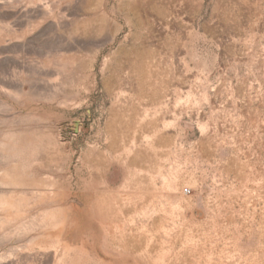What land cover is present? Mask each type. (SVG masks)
Listing matches in <instances>:
<instances>
[{"label":"rangeland","instance_id":"obj_1","mask_svg":"<svg viewBox=\"0 0 264 264\" xmlns=\"http://www.w3.org/2000/svg\"><path fill=\"white\" fill-rule=\"evenodd\" d=\"M133 1L0 0V264H264V0Z\"/></svg>","mask_w":264,"mask_h":264},{"label":"bare ground","instance_id":"obj_2","mask_svg":"<svg viewBox=\"0 0 264 264\" xmlns=\"http://www.w3.org/2000/svg\"><path fill=\"white\" fill-rule=\"evenodd\" d=\"M125 1V0H124ZM127 1V0H126ZM133 1V0H132ZM133 2H135V0L133 1ZM53 145V144H52Z\"/></svg>","mask_w":264,"mask_h":264},{"label":"built area","instance_id":"obj_3","mask_svg":"<svg viewBox=\"0 0 264 264\" xmlns=\"http://www.w3.org/2000/svg\"><path fill=\"white\" fill-rule=\"evenodd\" d=\"M186 191H188V188L187 189H185Z\"/></svg>","mask_w":264,"mask_h":264}]
</instances>
